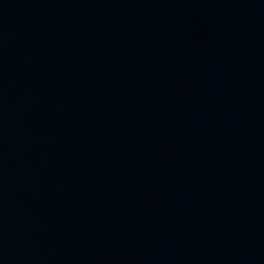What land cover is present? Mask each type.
I'll return each instance as SVG.
<instances>
[{"label":"water","instance_id":"1","mask_svg":"<svg viewBox=\"0 0 264 264\" xmlns=\"http://www.w3.org/2000/svg\"><path fill=\"white\" fill-rule=\"evenodd\" d=\"M0 264H264V0H0Z\"/></svg>","mask_w":264,"mask_h":264}]
</instances>
